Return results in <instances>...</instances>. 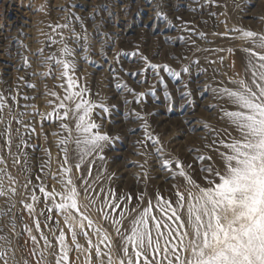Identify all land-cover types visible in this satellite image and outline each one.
I'll use <instances>...</instances> for the list:
<instances>
[{
	"label": "rangeland",
	"instance_id": "obj_1",
	"mask_svg": "<svg viewBox=\"0 0 264 264\" xmlns=\"http://www.w3.org/2000/svg\"><path fill=\"white\" fill-rule=\"evenodd\" d=\"M58 24L68 27L56 28ZM85 29L87 41L82 38ZM233 29L264 32V0H0V92L6 97L16 96L20 105L18 111L27 113L23 117L25 125L35 128V132H31V128L11 121L12 152H17L16 145L23 135L29 145L23 149L28 154L27 165L23 155L19 156V164H13L6 150L0 151L6 155V164H0V169L7 173L3 176L7 194L0 196V210L7 211L11 204L15 205L0 218V227L11 240V245L4 247L15 250L14 257L9 250V264H25V261L36 264V259H40L31 255L34 246L28 233L22 231L25 224L33 228L32 235L40 240L37 251L44 253L41 264H55L59 252L58 230H49L51 222L45 226L44 216L40 215L42 210L46 211L45 203L53 207L50 213L53 221L58 219L60 228L69 234L64 215L56 212L53 202L39 191L43 184L45 191L60 192L62 186L53 176L63 179L66 175L60 170L63 137L54 134L62 132L60 121H41V115L47 117L58 103L48 93L55 91L63 97L65 92L60 85L66 87V81L59 78L61 67L48 57L64 58V46L71 48L75 54V78H79L81 86L87 87L93 102L109 109L104 112L97 108L93 114V119L101 125L100 131L113 139L104 148L106 160L95 159L92 165L89 183L96 192L89 191L88 196L95 199L101 188L106 194L110 187L117 195H133L131 204L121 206L130 208L137 205L142 193H146L145 204L157 192L171 196L173 184L186 194V181L162 168L164 158L191 164L187 171L201 184L204 181L200 179L203 175L200 168L211 161L201 162L197 157L211 156L217 165L222 163L218 152L206 147L217 131L221 136H225V131H232L227 120L221 119V108L230 106L219 99L214 90L224 86L233 88L235 85L230 81L247 78L244 49L252 47ZM77 36L81 39L77 40ZM133 52L137 55H131ZM140 54L147 56L150 63L161 65L159 76L146 66ZM164 65L177 75H170ZM30 84L35 87H29ZM118 85H127L132 91ZM23 96L34 99L24 100ZM7 103L15 108L16 101L8 99ZM25 104L27 109L23 107ZM136 113L146 118L149 131L159 138L164 147L163 157L157 154L152 141L145 138L144 120L137 119ZM4 120L5 123L10 120L8 109L4 110ZM67 123L71 127L75 122L69 119ZM205 123L210 126L208 129ZM4 127L5 124H0V132ZM18 127L20 135L15 131ZM74 147V144L68 145L71 163L76 162ZM46 150H50V157ZM92 159L94 157H89ZM88 167L85 161L79 171L73 168L72 178L78 189L81 185L77 177ZM36 176H40V180ZM26 177L32 180L27 189L23 187ZM11 188L16 189L14 195L9 191ZM33 194L37 197L33 215L41 221L40 231L48 237L52 247L44 245L32 217L23 207L24 203H32ZM103 199L104 194L92 204L81 195V211L94 221L93 228L86 230L94 243L98 240L95 228L100 227L102 232L111 233L114 243L118 244L120 238L115 236L111 222L98 212ZM55 202L59 203V196ZM12 215L16 217L15 232L19 236L11 231L9 217ZM21 215L23 223L19 219ZM131 219L129 215L123 222L125 228ZM78 220L79 216L73 223ZM78 242L88 246L82 236H78ZM101 251L107 253L109 248L101 245ZM111 254L115 260L117 253ZM76 255H80L76 264H82L84 254L70 253L73 258ZM91 256L92 264H97L94 250ZM102 259L107 264L108 257L105 255Z\"/></svg>",
	"mask_w": 264,
	"mask_h": 264
},
{
	"label": "snow or ice",
	"instance_id": "obj_2",
	"mask_svg": "<svg viewBox=\"0 0 264 264\" xmlns=\"http://www.w3.org/2000/svg\"><path fill=\"white\" fill-rule=\"evenodd\" d=\"M157 15L159 16L160 13L157 12ZM81 26H83L82 22ZM55 27L67 28L68 25L58 24ZM232 31L240 32V38L249 41L252 47L244 49L247 53L245 69L249 74L247 78L230 81L235 85L233 88L224 86L214 90L217 97L225 100L230 106V108H221L223 113L221 119L227 120L232 131H225V136H221L220 131H217L212 143L206 145L218 152L222 163L217 165L211 156H198L197 159L201 162L205 159L211 161L200 168L203 174L200 179L204 181V184H201L187 171L191 169V164L164 158L161 162L162 168L172 173L173 177L179 176L186 181L184 185L186 194L173 184L174 191L171 196L157 192L145 204L146 193H142L137 198V205L130 208L121 206L125 203L131 204L133 195L130 193L117 195L115 189L110 187L106 194L105 189L101 188L95 199L88 196L89 191L96 192L89 183L92 178V165L95 164V159L106 160L103 151L113 139L109 134L100 131L101 125L93 119V114L97 108H101L104 112H108L109 109L103 104L93 102L87 87L81 86L79 78H75V54L71 48L64 46L62 50L64 58L48 57L49 61H54L61 67L59 78L66 81V87L65 84L60 85L65 92L63 97L55 91L48 93L58 101L52 113L47 117L41 115V121L59 120V128L62 132L54 134L63 137L60 141V151L63 153L60 170L66 175L63 179L53 176V179L61 184V191L56 192L55 189L45 191L43 184L39 186V191L44 193L45 199L53 202L55 211L64 215V222L68 225L70 234L69 236L60 228L58 219L53 221L50 215L53 207L45 203L46 211L40 212V215L44 216L45 226L48 227L51 222L49 230L51 231L52 228L58 230L59 252L55 264H76L80 255L71 257L70 253L73 251L84 254L82 264H92L93 250L98 258L97 264H104L102 257L105 255L108 257L107 264H264V32L243 29ZM84 32L82 38L87 41L86 29ZM73 35H76L74 31ZM76 39L79 40L81 37L77 36ZM131 55L135 56L137 52ZM140 59L159 76L161 65L150 63L148 57L143 54H140ZM163 67L170 75H177L167 65ZM184 71L188 70L184 69ZM28 86L35 87L31 84ZM118 88L132 91L127 85H118ZM187 95L190 96L191 93ZM22 98L34 99L28 96ZM8 99L16 101L15 108L7 103ZM19 107L16 96L6 97L0 92V124H5L4 130L0 132V138H3L0 151L6 150V155L12 157L13 164H19V156L23 155L24 163L27 165L28 154L23 149L28 148L29 145L23 135H20V127L31 128V125H25L23 117L27 113L18 111ZM23 107L27 109L28 105L25 104ZM5 109H8L10 117L7 123L4 120ZM136 117L144 120L145 138L152 141L157 154L163 157L164 147L159 138L149 131L146 118L139 113H136ZM69 119L75 122L71 127L67 123ZM12 120L20 125L15 130L17 135H20L16 153L12 152ZM209 127L205 123V129ZM31 132H35V128H31ZM31 132L28 133L29 136ZM233 132L235 135H232ZM69 144L75 146L73 149L76 153L75 163L69 160ZM46 151L50 157V150ZM6 155L0 154V164H6ZM89 157L94 159L89 160ZM85 161H88L89 167L84 170L82 176L77 177L81 185L78 189L72 178L73 168L79 171ZM4 175H7L5 169H0V196L7 194L3 183ZM36 179L40 180V176H36ZM9 180H12L10 175ZM26 181L23 186L25 189L32 183L27 177ZM9 191L14 195L16 189L11 188ZM82 194L84 198L90 199L92 204H96L100 195L104 194L98 212L103 219L111 222L115 236L120 238L118 244L114 243L111 233L106 230L102 232L100 227L95 228L98 240L93 242L86 229L93 228L94 221L81 211L82 205L79 200ZM57 196L59 203L55 202ZM31 201L32 203H24L23 207L32 217L35 230L44 245L52 247L48 237L40 231L41 221L33 215L37 202L35 194L31 195ZM137 206H140L139 211ZM14 207L15 205L11 204L7 211L0 210V218L11 212ZM118 209L119 211H116ZM129 215L132 219L125 228L123 222ZM77 216L79 220L73 223L77 220ZM19 219L23 223L24 216L21 215ZM9 220L12 233L19 236L20 234L15 232L17 227L15 215L10 216ZM22 231L28 233L34 246L31 255L34 258L40 257L36 259V264H41L44 253L37 251L40 240L36 235H32V227L25 224ZM78 236L85 238L87 247L78 242ZM5 244L10 246L11 240L8 234L4 233L3 227H0V264H9V250L12 251L13 257L15 254V250L5 248ZM101 245L109 248V252L102 253ZM113 251L117 253L115 260L111 254ZM25 264H28V261H25Z\"/></svg>",
	"mask_w": 264,
	"mask_h": 264
},
{
	"label": "bare ground",
	"instance_id": "obj_3",
	"mask_svg": "<svg viewBox=\"0 0 264 264\" xmlns=\"http://www.w3.org/2000/svg\"><path fill=\"white\" fill-rule=\"evenodd\" d=\"M116 18V17H115ZM124 18V17H123ZM111 52V51H110Z\"/></svg>",
	"mask_w": 264,
	"mask_h": 264
}]
</instances>
